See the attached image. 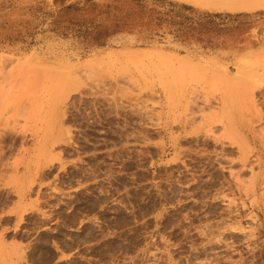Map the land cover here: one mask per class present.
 I'll return each instance as SVG.
<instances>
[{
    "label": "rangeland",
    "instance_id": "obj_1",
    "mask_svg": "<svg viewBox=\"0 0 264 264\" xmlns=\"http://www.w3.org/2000/svg\"><path fill=\"white\" fill-rule=\"evenodd\" d=\"M0 264H264V8L0 0Z\"/></svg>",
    "mask_w": 264,
    "mask_h": 264
},
{
    "label": "bare ground",
    "instance_id": "obj_2",
    "mask_svg": "<svg viewBox=\"0 0 264 264\" xmlns=\"http://www.w3.org/2000/svg\"><path fill=\"white\" fill-rule=\"evenodd\" d=\"M183 1L195 6H200L217 11H234V12L255 11L264 8V0H183ZM215 111L213 110V112Z\"/></svg>",
    "mask_w": 264,
    "mask_h": 264
}]
</instances>
